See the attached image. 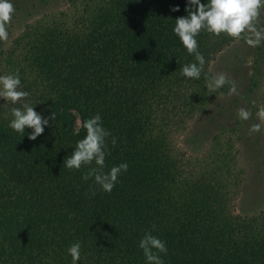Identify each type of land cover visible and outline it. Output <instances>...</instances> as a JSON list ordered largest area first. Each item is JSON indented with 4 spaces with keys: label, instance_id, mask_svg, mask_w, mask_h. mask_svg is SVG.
I'll return each mask as SVG.
<instances>
[{
    "label": "trees",
    "instance_id": "16d2710c",
    "mask_svg": "<svg viewBox=\"0 0 264 264\" xmlns=\"http://www.w3.org/2000/svg\"><path fill=\"white\" fill-rule=\"evenodd\" d=\"M67 1L71 16L46 15L7 47L0 41V75L18 70L29 93L17 104L0 98V264H72L76 242L77 264H148L139 247L148 231L166 243L163 264H264V205L231 212L215 177L224 155H213L209 176L187 172L167 142L206 98L208 63L234 38L202 31L203 71L187 78L182 65L197 61L173 29L188 0ZM34 10L16 6L12 17ZM24 103L56 115L35 140L33 129L9 127L11 109ZM96 114L110 133L103 172L128 164L111 192L83 179L95 161L64 164Z\"/></svg>",
    "mask_w": 264,
    "mask_h": 264
},
{
    "label": "rangeland",
    "instance_id": "374dc122",
    "mask_svg": "<svg viewBox=\"0 0 264 264\" xmlns=\"http://www.w3.org/2000/svg\"><path fill=\"white\" fill-rule=\"evenodd\" d=\"M11 2L14 8H25L32 3L35 10L26 18L15 13L8 27V41H1V47H7L25 23H36L46 15H58L59 12L68 17L72 14L67 0ZM256 26L264 29V9H261ZM208 69L211 77L225 73L230 81L235 82L239 95H228L230 84L210 93L207 87L210 79L205 84L206 98L191 114L179 118L178 124L169 130L167 142L183 161L187 172L204 171L209 176L213 167L216 168L213 155L222 153L225 157L223 165L215 177L226 189L228 209L234 213L240 209L248 212L251 207L257 209V206L264 205V120L256 115L260 108H264V41L257 47H251L246 38L234 39L210 59ZM254 82L256 87H252ZM242 107L252 113L250 119L239 118L238 109ZM254 124L261 125L260 132H249Z\"/></svg>",
    "mask_w": 264,
    "mask_h": 264
},
{
    "label": "clouds",
    "instance_id": "9594fccd",
    "mask_svg": "<svg viewBox=\"0 0 264 264\" xmlns=\"http://www.w3.org/2000/svg\"><path fill=\"white\" fill-rule=\"evenodd\" d=\"M264 9V0H188L186 7L187 16H180L175 20L174 33L187 49L189 54L195 55L196 63L182 65V74L187 78L199 79L205 64L203 54L198 51L199 45L197 36L202 31H207L219 36L225 33L228 36L239 40L246 38V42L251 47H257L264 41V29L257 28V22ZM172 11H179V7L172 8ZM15 8L11 0H0V41H8V27L11 24ZM247 34V35H246ZM230 84L228 95H239V91L234 81H230L225 73H219L211 77L207 85L210 93ZM29 96L27 91L21 90V80L19 72L0 75V98L17 104ZM255 104V101L252 102ZM13 119L9 127L14 131L24 134L25 128L33 131L28 135V139L35 140L44 132V126L48 125L49 119H55V113L51 117L44 118L32 105L24 103L22 107L11 109ZM252 113L245 109H238V116L242 120L250 119ZM256 115L264 120V108H260ZM86 129V135L77 141L75 150L71 156L64 160L68 169H80L82 165H90L93 161L98 166L92 168L83 179L87 180L94 176L95 182L106 192H111L122 171H127L128 164L123 162L113 166L109 172H103L105 165V138L110 133L103 127L102 118L99 114L87 119L82 124ZM261 130L260 124H254L249 129L250 133H258ZM113 145L116 140L113 138ZM139 247L143 249L148 264H163V260L158 253H167L166 243L151 234L145 233L140 240ZM156 251H153V250ZM81 245L79 242L73 243L68 252L72 257V264H77L80 260Z\"/></svg>",
    "mask_w": 264,
    "mask_h": 264
}]
</instances>
